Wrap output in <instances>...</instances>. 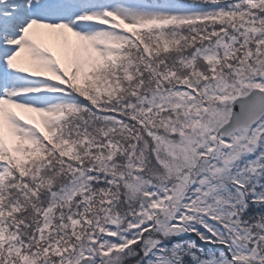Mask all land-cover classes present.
Here are the masks:
<instances>
[{
	"label": "snow or ice",
	"instance_id": "snow-or-ice-1",
	"mask_svg": "<svg viewBox=\"0 0 264 264\" xmlns=\"http://www.w3.org/2000/svg\"><path fill=\"white\" fill-rule=\"evenodd\" d=\"M0 264H264V0H0Z\"/></svg>",
	"mask_w": 264,
	"mask_h": 264
}]
</instances>
